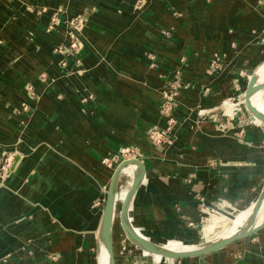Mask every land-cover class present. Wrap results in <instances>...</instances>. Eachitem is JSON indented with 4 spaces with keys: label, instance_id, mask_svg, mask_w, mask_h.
Listing matches in <instances>:
<instances>
[{
    "label": "crops",
    "instance_id": "obj_1",
    "mask_svg": "<svg viewBox=\"0 0 264 264\" xmlns=\"http://www.w3.org/2000/svg\"><path fill=\"white\" fill-rule=\"evenodd\" d=\"M262 63L264 0H0V162L17 160L0 175V264H104L108 187L132 157L144 164L132 215L148 236L197 245L205 206L251 205L264 123L211 116ZM174 80V141L156 146L150 130L165 126L162 90ZM123 148L138 155L115 160ZM129 244L130 259L158 262ZM178 264H264V227Z\"/></svg>",
    "mask_w": 264,
    "mask_h": 264
},
{
    "label": "bare ground",
    "instance_id": "obj_2",
    "mask_svg": "<svg viewBox=\"0 0 264 264\" xmlns=\"http://www.w3.org/2000/svg\"><path fill=\"white\" fill-rule=\"evenodd\" d=\"M254 74H256L257 80L254 84V90L252 91V94L250 95L251 102L249 98L247 99V101L251 105L253 102L254 106L253 105L252 106L254 107V109H252V112L256 111L255 116L258 119H260V121L263 122V119H264V63H262L261 66L257 70L254 71ZM230 110H232V107H228V111ZM129 159H135V160L140 161L137 157H132ZM129 159H125V160H129ZM138 161H135L133 163H128L120 167L118 171L119 182L122 177H128L130 179H133L134 181V178L139 174L140 184L138 186L140 187L143 181V172H142L143 167H142V164H140ZM9 170L10 169H7L6 172H8ZM134 195H131V196L128 195V208H127V214H126V222L130 226L131 230H133V233H135L139 238H141L144 241H147L151 245H157V246L162 247L165 250H169L173 252L192 251L202 246V245L197 244V245H193L190 247H182L177 244L174 245L169 242L159 240V239L146 235L142 231V229L139 228L135 224V221L132 215V204H133ZM231 220L227 219L226 216H223L220 219V221L224 222L223 228L213 238L211 237V235L215 233V228H216V224L218 221L214 220L211 225L204 226L203 232H204L205 242L203 243L207 245L209 243H213V242L225 239V238H229L231 236L240 234L244 229L251 228V227L262 224L264 222V199L261 201V203L257 207H255V201H254L251 205L244 208L239 213L238 216L233 218L232 221ZM102 251H103L104 264H108L110 254H109L108 247H106V244L103 241H102ZM145 251L149 252L148 250H145ZM149 253L163 257L170 261L176 260L174 257H171V256L164 257L163 254L160 252H149Z\"/></svg>",
    "mask_w": 264,
    "mask_h": 264
},
{
    "label": "water",
    "instance_id": "obj_3",
    "mask_svg": "<svg viewBox=\"0 0 264 264\" xmlns=\"http://www.w3.org/2000/svg\"><path fill=\"white\" fill-rule=\"evenodd\" d=\"M257 80L256 74L250 78L247 88L245 90V98L246 100L250 97L252 94V91L254 90V84ZM246 109L248 112L252 113V108L249 102H245ZM264 122V119H263ZM135 159H129V160H123L120 162L118 165L117 169L113 172L108 191H107V197L105 201V206L103 210V215H102V222L99 230V246H98V253H99V248H100V241L102 240L105 244L106 247H108L109 250V262L108 264H117L116 261V256H115V250H114V237H113V226H114V217L116 213V206H117V195H118V187H119V180H118V171L122 165L128 164V163H133ZM140 164H142L143 170H144V164L142 161H138ZM17 164V160H14L13 165L10 168V172H12ZM144 172V171H142ZM140 175L138 174L133 181L132 186L129 189L128 195H134V193L137 191L139 188L140 184ZM264 199V185L263 188L260 192L259 197L255 201V207H257L261 201ZM127 208H128V199L126 200H121L120 203V209H119V219H120V224L122 229L124 230L126 237L130 242L138 246L139 248H142L144 250H148L149 252H160L163 254L164 257L166 256H171L174 257L175 259H182V258H187V257H197V256H202L208 253H211L213 251L219 250L228 244L241 239L243 237H246L252 233L257 232L258 230L262 229L264 227V222L260 225L244 229L240 234L231 236L229 238H225L213 243H209L205 245L202 242L199 243V245H202L198 247L195 250L192 251H185V252H173L169 250H165L160 246L157 245H151L147 241L142 240L139 238L135 233H133V230H131L130 226L126 222V214H127ZM99 264V261H98Z\"/></svg>",
    "mask_w": 264,
    "mask_h": 264
},
{
    "label": "rangeland",
    "instance_id": "obj_4",
    "mask_svg": "<svg viewBox=\"0 0 264 264\" xmlns=\"http://www.w3.org/2000/svg\"><path fill=\"white\" fill-rule=\"evenodd\" d=\"M65 22H67L66 20H64ZM73 23H77V24H73L74 26L77 25V27H79V23H80V20L79 18H73ZM60 22L59 20V15H58V12H54V14H52V17H51V20H50V26L51 27H55L56 25H58V23ZM65 47H59L55 50V52H60L62 50H64ZM221 67V66H220ZM251 74L248 75V77L250 78ZM253 76V75H252ZM236 80L232 83V85H230V87H233V94L230 95L228 97H225L221 100V105H220V111L217 113V115H219L223 109H224V106L222 105L223 101L224 100H227L229 99L230 97L232 98L230 100V102L228 101L227 103L229 104L228 107H232V110L235 111V109H238L239 111L237 112L236 115H233L232 117H230L231 119H237V122L241 123L243 122L244 120H249L251 123H254V124H261L260 122V119L256 118L255 117V112H253V114L249 113L248 110L246 109V106H245V102H247L246 98H245V92H244V86L242 85L241 81L237 82L238 78H235ZM249 100L251 102V99L249 97ZM238 104V105H237ZM251 105V104H250ZM252 105H253V102H252ZM251 105V108L254 109V105L252 106ZM260 113V112H259ZM227 118V117H225ZM228 119V118H227ZM248 122V121H247ZM262 126H264L263 124H261ZM239 133V131H238ZM161 146V145H160ZM130 149V148H129ZM131 151H133V149H131ZM135 151V150H134ZM10 155H12L11 153H6L2 159H1V162H0V175H3L4 173V170L7 165L8 167V164H10L11 162H13V160H15V156L13 155V158L11 159L10 158ZM121 155V153H119V155H117L116 157H114V159H118V160H121L123 158H119V156ZM115 161V160H114ZM126 178H122L120 180V189L122 188V186H124L126 184ZM129 181H130V187L132 186V183H133V179H130L129 178ZM130 189V188H129ZM129 189H124L122 191V193L119 195V199L120 200H126L128 199V191ZM120 202V201H118ZM226 206V205H225ZM119 205L117 206L116 208V220H115V243H114V250L116 248V253H115V256H116V260L119 259L121 264H166V259H164L163 257H160V256H156V260H158V262H156L152 257H147L145 256L144 259H130V255H133L135 256L136 254V250L134 249L133 246H131L129 243V240L128 238L126 237V234L122 233L121 230H119V226H118V220H117V216H118V212H119ZM212 209L214 208L213 211H211V213H209L206 209H204V216H203V221L202 223L200 224V237L198 238L199 239V242H203L205 239H204V232H203V227L204 226H207V225H211L212 222L215 220V221H218L217 224H216V228H215V233H213L211 235V237H215V235L218 234V232H220L223 228V221H220V219L223 217V216H226L227 219L229 220H233V218H235L236 216L239 215V213L243 210H232L231 208L229 210H226L224 209V207H220L218 208L217 206H214V207H211ZM219 219V220H218ZM231 220V221H232ZM114 233V234H115ZM154 256V257H155ZM158 258V259H157ZM180 259H176L175 263L178 264Z\"/></svg>",
    "mask_w": 264,
    "mask_h": 264
},
{
    "label": "built area",
    "instance_id": "obj_5",
    "mask_svg": "<svg viewBox=\"0 0 264 264\" xmlns=\"http://www.w3.org/2000/svg\"><path fill=\"white\" fill-rule=\"evenodd\" d=\"M71 49H75L77 50L78 49V44L75 40L72 41V44H71ZM63 48V47H62ZM62 51H66V48ZM213 69L214 68H217L219 67L218 66V61L215 60L212 62V66H211ZM178 85L176 83V81H172L169 83V86L166 87L164 90H162V95L164 97V102L162 104V108H161V113L163 114V116L165 117V126L163 128H159L158 126H155L152 130H150V138H151V141L154 145L156 146H160V145H164V144H172L173 141H174V130H175V127L177 126V120L174 118L173 116V110H174V107H175V103H176V100H177V96H178ZM232 98L230 97L229 99L227 100H224L222 105L224 106V109L223 111L217 115V114H214L212 115L211 117H213L214 119H219L220 117H227V118H230L232 117L233 115H236L237 112L239 111L238 109H235L234 110H230L228 111V101L230 102ZM238 105V104H237ZM197 114L198 116H204L205 115V112L203 109H198L197 110ZM121 155L119 156V158H126V157H131V156H136L138 155L136 151H131V149L129 148H123L121 151H120ZM10 158L12 159L13 158V154L10 155ZM115 160H118V159H115ZM106 163L107 162V159L104 160ZM14 163V160L13 162H11L10 164H8V167L6 165L5 170L3 173L6 172L7 169H10L11 166L13 165ZM225 203L223 202H220L217 207L220 208V207H225ZM204 209H206L209 213H211V211L214 210V208L212 209L211 207H208V206H205Z\"/></svg>",
    "mask_w": 264,
    "mask_h": 264
}]
</instances>
